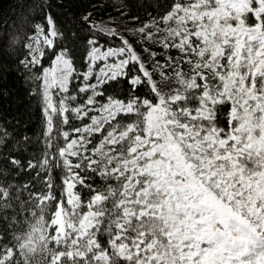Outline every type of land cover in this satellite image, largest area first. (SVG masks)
Masks as SVG:
<instances>
[{
    "label": "snow or ice",
    "instance_id": "obj_1",
    "mask_svg": "<svg viewBox=\"0 0 264 264\" xmlns=\"http://www.w3.org/2000/svg\"><path fill=\"white\" fill-rule=\"evenodd\" d=\"M47 22L56 36L51 17ZM149 27L139 30L146 40L154 35ZM156 27L165 32L162 47L180 54L163 66L173 76L160 73L161 84L171 81L166 92L127 41L119 49L92 48L90 60L127 57L101 68L98 84L127 75L122 70L133 63L140 74L129 83L133 91L147 85L149 95L109 97L96 116L89 113L104 95L96 84L78 89L94 93L80 106L68 103L71 95L53 102L52 89L68 93L70 60L61 54L58 67L46 70L48 146L54 117L68 124L72 113L91 123L73 128L74 138L61 132L56 155L28 163L45 170L49 191H29L30 231L12 246L0 244V264H264V0H172ZM50 166L66 171V199L51 194ZM81 169L96 181L89 184ZM77 185L89 189L84 212L72 192ZM8 197L0 188V200Z\"/></svg>",
    "mask_w": 264,
    "mask_h": 264
},
{
    "label": "trees",
    "instance_id": "obj_2",
    "mask_svg": "<svg viewBox=\"0 0 264 264\" xmlns=\"http://www.w3.org/2000/svg\"><path fill=\"white\" fill-rule=\"evenodd\" d=\"M171 3L172 0H0V188L9 193L7 200H0V244L5 248L16 244V238H23L30 231V212L34 210L31 206L35 201L26 200L29 191L41 194L49 191L43 180L45 170L40 167L30 169L28 163L38 164L45 154L49 157L56 155L65 143L61 132L68 131L70 138H74L73 128H82L91 122L87 118L77 119L72 113L66 114L69 116L68 124H63L59 116L54 117L52 147L48 146L43 112L45 71L51 67L56 55L63 54L69 59L73 72L68 93L52 89V98L54 103H58L66 95L75 96L76 99L68 103L72 107L80 106L94 93H81L78 89L85 84H93L101 68L126 57L90 60L88 54L93 47L119 49L125 46L121 36L97 28L95 21L122 12L142 25H150L145 32L161 36L165 32L158 31L156 23L169 10ZM48 17H51L57 32L50 45L45 42V36H49L51 30ZM164 27L160 25L161 29ZM89 40L96 43L89 44ZM36 49L39 50L37 54ZM34 57L39 63H31ZM137 68L138 65L130 63L122 70L127 75H118L116 79L100 85L97 91L104 95L96 97L99 103L89 115L99 114L100 106L109 97L125 101L133 95L146 98L149 95L147 85L137 86L133 91L129 83L133 75L140 74ZM87 73L91 75L84 80ZM100 139V136L92 137L93 144H98ZM56 159L59 161L60 158L57 156ZM13 161H19V164ZM80 171L89 184L96 181L89 172ZM37 172H40V177L36 176ZM49 172L51 194L57 199H66L65 169L50 166ZM95 186L100 185L96 183ZM74 189L82 201L79 210L87 211L88 187L77 185ZM55 207V200L47 203L43 209L45 220L51 217ZM35 210L39 212V209ZM15 259L22 258L17 255Z\"/></svg>",
    "mask_w": 264,
    "mask_h": 264
},
{
    "label": "rangeland",
    "instance_id": "obj_3",
    "mask_svg": "<svg viewBox=\"0 0 264 264\" xmlns=\"http://www.w3.org/2000/svg\"><path fill=\"white\" fill-rule=\"evenodd\" d=\"M94 25L97 28L107 33H116L119 36H121L124 41H127L128 45H130L133 48V50L139 57L140 61L152 73L153 80L158 82V86L162 88V91H165V92L168 91L167 83H170L171 81L161 84L160 82L162 81V77L160 73L164 72L170 77L173 76V68L163 67V66L168 61L169 57H177V59H180V54L178 53V50L174 48H163L162 47V45L159 43V40L162 39L164 35H161V36L153 35L152 39L146 40L144 38V33H141L139 31L141 28H144L145 25H142L134 21L132 18L125 16L124 13L122 12L118 14H111L106 17L100 18L95 21ZM47 38L52 41L51 34L47 36ZM99 48L101 49V51L107 50V49H103L102 47H99ZM35 53L36 54L39 53V50L36 49ZM60 55L61 54L56 55V57L54 58L52 62L51 67L48 70L58 67L56 63V58L57 56H60ZM63 57L67 59L65 56ZM157 61H159L160 66H157ZM112 64L114 63H110L109 65H112ZM59 67H62V65H60ZM184 68L185 70H187L188 65L185 64ZM99 75H100V70L97 72V76ZM97 76L93 84H96L97 90H99L100 85L98 84ZM44 78H45V74H44ZM51 96H52V90H51ZM72 192L77 195V193L75 192V189H72Z\"/></svg>",
    "mask_w": 264,
    "mask_h": 264
}]
</instances>
